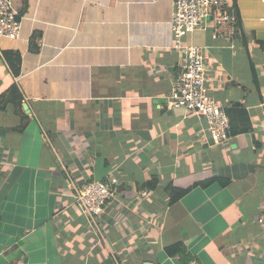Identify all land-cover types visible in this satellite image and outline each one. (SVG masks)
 <instances>
[{
    "label": "crops",
    "instance_id": "1",
    "mask_svg": "<svg viewBox=\"0 0 264 264\" xmlns=\"http://www.w3.org/2000/svg\"><path fill=\"white\" fill-rule=\"evenodd\" d=\"M12 2L20 36H0V264H264V0H228L183 38L205 48V85L229 120L220 145L204 118L166 109L180 61L171 0ZM109 174L117 183L90 215L75 190ZM176 243L187 260L165 252Z\"/></svg>",
    "mask_w": 264,
    "mask_h": 264
},
{
    "label": "built area",
    "instance_id": "2",
    "mask_svg": "<svg viewBox=\"0 0 264 264\" xmlns=\"http://www.w3.org/2000/svg\"><path fill=\"white\" fill-rule=\"evenodd\" d=\"M228 0H171L173 6L170 27L172 30V50L180 54L171 91L167 97L166 109H183L187 114H196L205 119L206 131L214 145H220L229 138V120L222 106L209 93L205 85V48L186 44L183 38L198 28L206 17H214ZM213 16V17H212ZM238 17L236 11L221 20ZM19 11L12 0H0V36L16 39L20 36ZM261 106L264 107V93ZM117 183L115 176L87 183L75 190L73 199L90 215H102L106 201L111 195V187ZM256 224L264 236V212L256 218Z\"/></svg>",
    "mask_w": 264,
    "mask_h": 264
},
{
    "label": "trees",
    "instance_id": "3",
    "mask_svg": "<svg viewBox=\"0 0 264 264\" xmlns=\"http://www.w3.org/2000/svg\"><path fill=\"white\" fill-rule=\"evenodd\" d=\"M19 15H20V12H19ZM238 22V21H237ZM237 24V23H236ZM264 44V43H263ZM264 46V45H263ZM7 58V57H6ZM10 66H11V69L12 71L16 72L17 73V69L16 67L14 66V63L13 61L10 59V58H7ZM15 62L16 64L19 63V55L17 54L16 57H15ZM10 92L12 93V100L14 102V104L16 106H18L20 108V102H21V95L17 89L16 86H13L12 88H10ZM22 119V122H21V128L24 127L25 125V119H24V116L22 115L21 117ZM247 127V126H246ZM242 127L240 129H232L231 130V133L232 134H237V133H241L243 131H247L249 130V128L247 127ZM212 181H215V179H208L202 183H200L201 186H206L208 185L209 183H211ZM218 182L222 185V186H225L226 185V181H222V180H218ZM189 189H186V190H172L171 191V201H176L178 200L183 194H185ZM165 252L170 255V256H179L180 259L182 261L184 260H187V255H186V248L183 244L181 243H176V244H173V245H170V246H167L165 248Z\"/></svg>",
    "mask_w": 264,
    "mask_h": 264
},
{
    "label": "water",
    "instance_id": "4",
    "mask_svg": "<svg viewBox=\"0 0 264 264\" xmlns=\"http://www.w3.org/2000/svg\"><path fill=\"white\" fill-rule=\"evenodd\" d=\"M24 108L26 109V106H24Z\"/></svg>",
    "mask_w": 264,
    "mask_h": 264
}]
</instances>
